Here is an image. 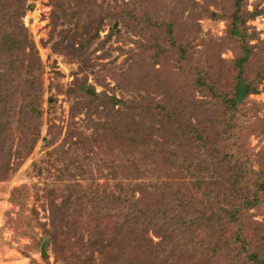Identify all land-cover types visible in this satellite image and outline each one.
I'll list each match as a JSON object with an SVG mask.
<instances>
[{
    "label": "rangeland",
    "instance_id": "1",
    "mask_svg": "<svg viewBox=\"0 0 264 264\" xmlns=\"http://www.w3.org/2000/svg\"><path fill=\"white\" fill-rule=\"evenodd\" d=\"M26 2V12L15 27L26 32L25 63L36 56L42 66L40 83L33 80L30 92L33 98L40 85L43 102L38 120L27 121L21 114L11 119L9 136L14 150L23 142L21 129L25 135L37 125L39 138L29 154L11 155L6 174L3 167L0 170V264H120L121 260H114V253L122 243L112 238L113 232L105 224L101 226V185L108 191L123 192L133 172L122 169L119 162L109 166L102 163L107 153L101 149V124L111 122L110 115L114 114L101 105V95L127 100L137 91L145 102L133 107L131 116L143 126L151 121L147 99L153 100L154 108L173 104L182 109L186 102L175 97L183 95L181 82L195 78L192 67L208 70L209 66L224 65L230 69V61L239 51V41L226 39L227 19L208 17V11L229 16L231 0ZM244 6L249 12H256V17L246 23L251 38L247 47L254 54L248 65L249 76L258 65H264V0H245ZM135 9L139 14L150 15H146L150 19L172 22L179 45L190 50L188 64L154 29L137 26L133 18L126 20L125 15ZM147 17L144 20L148 21ZM141 46L148 47L149 56L143 57ZM159 47L167 52L156 58ZM226 72L227 78H234L233 71ZM26 86L22 82L14 86L15 101L27 92ZM87 90L97 97L85 93ZM188 93H193L191 85ZM193 95L199 96L196 92ZM142 110L147 111L144 120L139 114ZM246 116L249 120L245 121L246 128L237 144L251 168L264 173V80L259 93L249 97ZM110 156L122 158L117 152ZM156 161L155 167L162 172L165 169L164 174L173 168L163 166L159 157ZM169 174L172 176L173 171ZM84 188L93 192V202L78 192L66 197L72 190ZM246 214L243 223L252 224L248 228L253 235L250 249L264 254V245L257 239L261 234L264 237V196L261 205ZM233 231L230 228L224 234L229 237ZM107 238L108 247H101V239ZM197 258L196 264H249L238 244L224 248L213 261Z\"/></svg>",
    "mask_w": 264,
    "mask_h": 264
},
{
    "label": "trees",
    "instance_id": "2",
    "mask_svg": "<svg viewBox=\"0 0 264 264\" xmlns=\"http://www.w3.org/2000/svg\"><path fill=\"white\" fill-rule=\"evenodd\" d=\"M26 1L0 0V170L4 168L3 174L10 169L11 155L29 154L39 138L37 125H33L32 133L25 135L21 129L19 135L23 142L14 150L9 136L11 119L21 114L27 121L38 120L42 111L40 85L33 98L30 92L33 80L40 83L42 66L36 56L25 63L26 32L15 27L26 12ZM244 4L245 0H231L229 16H225V12L208 11L210 19H227L226 39L239 41V51L230 61V69L224 65L209 66L208 70L192 67L195 78L181 82L183 95L175 97L186 102L182 109L173 104L158 107L159 102H156L158 108H154L153 100L148 102L147 99L151 121L143 126L131 116L135 111L133 107L143 106L145 102L137 91L127 100L101 95V105L114 114L110 115L111 122L101 124V149L107 153L102 163L109 166L119 162L122 169L126 167L133 172L123 192L108 191L101 185V226L105 224L106 229L113 232L112 238L122 243V250L114 253V260H121L120 264H183L182 260L184 264H189L190 260L196 264L197 257L213 261L224 248L237 244L246 262L264 264L263 252L250 249L253 238L248 228L251 222L243 223L246 212L258 208L264 196V173L251 168L237 144L246 128L249 97L259 93V85L264 80V65H258L251 75L247 74L254 54L247 47L251 38L246 32V23L256 17V12H249ZM134 12L125 15L126 20L133 18L137 26L154 29L170 48L177 49L185 63H189L186 57L190 50L179 45L178 33L171 21L150 19L147 17L150 15L139 14L136 9ZM159 49L154 54L156 58L167 52L164 47ZM140 50L143 57L149 56L147 46H141ZM230 70L234 72L232 79L225 75ZM21 82L27 85V92L15 101L14 86ZM190 85L199 96L188 93ZM85 93L96 96L92 90ZM115 106L117 110L113 109ZM147 111L142 110L140 118L143 119ZM116 152L122 158L110 156ZM157 157L162 159L163 166L173 167L168 170L173 171L172 176L167 171L164 174L165 169L162 172L155 167ZM134 172L139 173L138 176ZM73 192L93 202L94 194L89 189H74L66 197L73 196ZM230 228L234 231L227 237L224 232ZM257 239L264 245L263 234ZM109 240L101 239V247L107 248Z\"/></svg>",
    "mask_w": 264,
    "mask_h": 264
}]
</instances>
